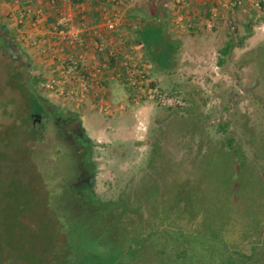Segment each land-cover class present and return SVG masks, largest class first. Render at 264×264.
<instances>
[{
  "label": "rangeland",
  "instance_id": "1",
  "mask_svg": "<svg viewBox=\"0 0 264 264\" xmlns=\"http://www.w3.org/2000/svg\"><path fill=\"white\" fill-rule=\"evenodd\" d=\"M263 1L222 17L228 34L213 33L209 48L183 47L160 82L183 106L142 102L135 113L128 101L57 100L48 70L24 69L0 46V208L14 226L4 264L264 261ZM52 58L45 47L44 64ZM28 89L43 107L78 114L94 144L91 193L73 184L88 159L83 141L61 134L51 115L34 125Z\"/></svg>",
  "mask_w": 264,
  "mask_h": 264
},
{
  "label": "crops",
  "instance_id": "2",
  "mask_svg": "<svg viewBox=\"0 0 264 264\" xmlns=\"http://www.w3.org/2000/svg\"><path fill=\"white\" fill-rule=\"evenodd\" d=\"M51 1L16 3L14 0H0V23L6 37L26 63L24 69L48 70L46 75L51 79L61 78L64 65L70 63L73 53H77L62 36L53 33L52 24L59 9L72 11L77 23L85 21V61L91 70L98 71L104 99L101 101L100 96L95 97L93 92L83 90L77 77L82 68L73 71L71 78L61 80L60 85H56L57 91L52 92L57 100L67 94V98L78 105L104 102L113 109L117 105L123 106V101L132 103L133 90L122 72L127 56L137 60L160 85L162 76L174 69L184 46L209 48L213 45V33H218L219 38L228 34L225 20L214 16L211 11V7L221 5L222 0H186L187 5L179 9H172L175 0ZM37 10L44 15V20L38 24L33 15ZM115 13L117 17H114ZM96 42H104L105 50L99 51ZM45 47L56 59L44 64ZM163 55H170L171 59L166 61L161 58ZM35 79H25L21 84L27 87L30 81L36 82ZM142 102L132 103L133 112H142L147 107L148 102ZM140 104L143 105L139 107Z\"/></svg>",
  "mask_w": 264,
  "mask_h": 264
},
{
  "label": "built area",
  "instance_id": "3",
  "mask_svg": "<svg viewBox=\"0 0 264 264\" xmlns=\"http://www.w3.org/2000/svg\"><path fill=\"white\" fill-rule=\"evenodd\" d=\"M14 1L16 3H22L31 0ZM244 1L245 0H222L221 5L215 4L211 7L212 14L220 17L228 15L233 17L236 9H238ZM51 2L56 3V0H52ZM256 4L258 5L259 2L257 1ZM186 5V0H175L172 9H179ZM225 11L228 14H226ZM33 15L35 16L34 22L37 24L44 20V15L41 10H37ZM114 17H117L116 13ZM232 17H228L227 19H232ZM85 26V21L79 23L75 21V15L72 11L63 8L59 9L52 24L53 33L62 36L70 47L77 50V53H73L70 57V63L64 65L62 79L53 78L52 82L54 85H60L59 83L61 80L71 78L73 71L82 68V73L77 77L80 79L83 90L91 93L93 92L95 97L100 96L101 101H103L104 97L100 90V88H102V83L99 79L98 71L91 70L88 63L85 61L87 53L85 36L83 35ZM95 46L99 51L105 50L104 42H96ZM122 72L133 90L130 99L132 103L139 104L142 101L151 103L156 102L166 107L183 106L185 104V100L182 96L170 94L167 90L162 89L155 79L149 75L146 69L134 58L127 56L122 64Z\"/></svg>",
  "mask_w": 264,
  "mask_h": 264
},
{
  "label": "flooded vegetation",
  "instance_id": "4",
  "mask_svg": "<svg viewBox=\"0 0 264 264\" xmlns=\"http://www.w3.org/2000/svg\"><path fill=\"white\" fill-rule=\"evenodd\" d=\"M4 40V41H3ZM0 46H4L8 49V51L17 59H21L19 52L13 47L14 45L10 43L9 39L6 37L2 26L0 25ZM21 63L22 59H21ZM44 102H46L45 99H43ZM46 107L43 111H35L31 110L29 113V117L32 120L33 124H38L41 123L44 118L48 116H52L55 123L59 126L61 134L66 133L68 137H74L76 138L77 136L79 139H81L83 142L78 141V143H81L80 145L86 148V154H87V160L82 159L83 162L80 166L81 170L78 172V175L76 177V181L73 182L74 186L77 188H87V191L90 193L91 187H92V181L94 179V169H95V164L92 160V150L91 146L94 145L88 138V134L84 131L83 126L81 125L82 121L79 120L78 114L72 110V109H62L59 111V109L56 108V106H52L50 104L46 103ZM55 112L57 114H55ZM83 143H86L83 144ZM83 158V157H81ZM79 158V160H81ZM85 158V157H84ZM87 191L85 193H87ZM84 193V195H85ZM258 264H264V261L260 260L258 261Z\"/></svg>",
  "mask_w": 264,
  "mask_h": 264
},
{
  "label": "trees",
  "instance_id": "5",
  "mask_svg": "<svg viewBox=\"0 0 264 264\" xmlns=\"http://www.w3.org/2000/svg\"><path fill=\"white\" fill-rule=\"evenodd\" d=\"M264 2V1H263ZM151 26V25H150ZM231 47H232V44L231 43H227L226 44V46H225V48L223 49L224 50V52H227V51H229L230 49H231ZM35 96V97H34ZM29 99V100H28ZM25 101H26V104L27 103H31L32 105H35V106H37V108L36 109H33V110H35V111H41V110H44L45 109V107H43L44 105V103H42L40 100H38V97H37V95H36V93H34L33 91H31L30 89H28V91H27V93L25 94ZM1 171V170H0ZM18 184V183H17ZM22 184V183H21ZM93 198V197H92ZM92 200H95L94 198L92 199ZM1 201H2V198H0V204H1ZM93 203H95V202H93ZM92 203V204H93ZM98 204H97V207L98 208H101V206L102 205H104L103 203L104 202H100V201H98L97 202ZM109 204L111 203V205H112V207H111V210L113 209V207H115V206H117V205H119V202H118V200H115L114 202H108ZM96 204V203H95ZM108 204V205H109ZM97 209V208H96ZM0 210H1V208H0ZM15 213H16V211H15ZM14 213V215H16ZM7 213L5 212V211H3V210H1L0 211V264H4V261H3V259H4V257H5V255H7V251H6V247H5V245H6V243H5V237H6V235H7V232H9L10 230H11V228H13L14 226H10V224H8V219H9V216L8 215H6ZM17 215H19V213H17ZM155 215V214H154ZM20 219V217H16V219ZM151 218V216H146V215H144L143 217H141V219H142V221H147L148 219H150ZM143 232V231H142ZM144 233H146V232H143V233H141L142 235L141 236H144L143 234ZM246 254V253H245ZM66 255V254H65Z\"/></svg>",
  "mask_w": 264,
  "mask_h": 264
}]
</instances>
